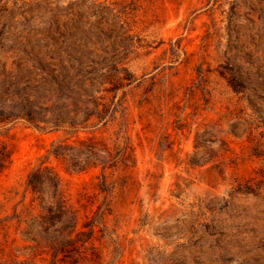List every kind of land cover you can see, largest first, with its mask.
I'll return each instance as SVG.
<instances>
[{"label": "rangeland", "instance_id": "1", "mask_svg": "<svg viewBox=\"0 0 264 264\" xmlns=\"http://www.w3.org/2000/svg\"><path fill=\"white\" fill-rule=\"evenodd\" d=\"M0 5V42L25 45L0 53L5 67H16V53L25 60L41 51L82 92L113 98L115 115L79 133L109 140L125 128L135 153L116 168L73 170L50 152L69 130L40 131L21 118L0 126L9 150L0 264H57L23 235L39 211L25 179L39 165L56 170L79 222L109 205L103 250L115 264H264V0ZM39 38L56 40L59 54L32 49ZM46 75L32 65L30 84ZM102 172L109 190L98 187Z\"/></svg>", "mask_w": 264, "mask_h": 264}, {"label": "trees", "instance_id": "2", "mask_svg": "<svg viewBox=\"0 0 264 264\" xmlns=\"http://www.w3.org/2000/svg\"><path fill=\"white\" fill-rule=\"evenodd\" d=\"M51 44L55 45L57 41L39 38L31 47L41 50L50 46L52 48ZM11 49L25 51V45L13 39L7 43L0 42V53L10 54ZM51 50L52 57L59 54L58 48ZM8 54L0 57V71L5 73L4 77H0V126L21 118L40 131L69 130L70 136H74V143L66 141L70 136L57 138L52 141L50 152L73 170L100 166L104 171L116 168L121 163L135 161L134 146L125 128L115 130L109 140L96 134L79 133L81 129L106 123L115 115L117 103L113 98H106L105 94H97L87 88L82 92L72 84V76L64 74L60 77L53 73L55 67L52 62L45 61L41 51L25 60H21L22 56L16 53L14 69L5 67ZM32 65L49 73L43 77L42 83L33 86L29 81ZM63 68L68 67L63 65ZM50 92L54 94L50 95ZM32 95L35 98H31ZM49 101L52 104H48ZM8 159L9 150L6 145L0 144V172L6 167ZM25 186L39 211L25 222L23 235L34 246L49 253L54 263L115 264L118 261L111 250H103L107 241L104 237L108 235L105 216L109 212V205H98L93 215H86L79 222L77 210L70 203L58 173L50 165L31 169L27 173ZM98 187L101 190L112 187L104 172L101 173Z\"/></svg>", "mask_w": 264, "mask_h": 264}]
</instances>
